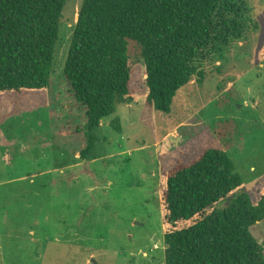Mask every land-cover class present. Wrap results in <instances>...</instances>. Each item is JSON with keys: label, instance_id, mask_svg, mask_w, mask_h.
<instances>
[{"label": "rangeland", "instance_id": "rangeland-1", "mask_svg": "<svg viewBox=\"0 0 264 264\" xmlns=\"http://www.w3.org/2000/svg\"><path fill=\"white\" fill-rule=\"evenodd\" d=\"M82 2L65 5L46 106L0 113V264H165L160 180L176 162L215 137L243 192L257 200L264 185V0H246L258 30L209 65L205 82L184 87L170 112L147 102L137 63L134 100L102 122L89 159L86 110L64 77ZM252 231L264 248V220Z\"/></svg>", "mask_w": 264, "mask_h": 264}, {"label": "trees", "instance_id": "trees-1", "mask_svg": "<svg viewBox=\"0 0 264 264\" xmlns=\"http://www.w3.org/2000/svg\"><path fill=\"white\" fill-rule=\"evenodd\" d=\"M66 3L0 0V113L46 106ZM258 28L246 0H83L64 66L86 110L81 156L91 157L102 122L134 100L137 63L144 67L147 102L170 112L184 87L205 82L209 65ZM244 185L215 137L166 170L160 180L165 264H264L252 231L264 220V185L257 200Z\"/></svg>", "mask_w": 264, "mask_h": 264}, {"label": "water", "instance_id": "water-1", "mask_svg": "<svg viewBox=\"0 0 264 264\" xmlns=\"http://www.w3.org/2000/svg\"><path fill=\"white\" fill-rule=\"evenodd\" d=\"M92 261H93V262H95V260H94V259H93Z\"/></svg>", "mask_w": 264, "mask_h": 264}]
</instances>
